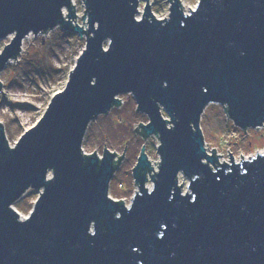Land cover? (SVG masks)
Wrapping results in <instances>:
<instances>
[{"label": "water", "instance_id": "obj_1", "mask_svg": "<svg viewBox=\"0 0 264 264\" xmlns=\"http://www.w3.org/2000/svg\"><path fill=\"white\" fill-rule=\"evenodd\" d=\"M168 1L167 17L145 0L139 19L140 0H83L84 26L71 0H0V38L14 33L0 74L29 33L86 37L63 90L13 146L0 121V264H264V152L222 162L200 125L211 102L245 131L264 124V0ZM126 92L149 118L136 132L160 141L157 170L142 146L129 205L109 194L124 151L82 147ZM29 188L40 192L22 217L12 204Z\"/></svg>", "mask_w": 264, "mask_h": 264}, {"label": "rangeland", "instance_id": "obj_2", "mask_svg": "<svg viewBox=\"0 0 264 264\" xmlns=\"http://www.w3.org/2000/svg\"><path fill=\"white\" fill-rule=\"evenodd\" d=\"M198 0H181L182 8L188 11L194 8ZM76 2V22L82 25L83 2ZM151 10L156 17L169 15L168 0H149ZM145 0H140L138 16L144 10ZM68 12V10H67ZM140 19V18H139ZM14 33L0 38V52L10 42ZM86 37L79 36L71 29L58 25L39 34L29 33L22 41L21 51L17 58L11 59L3 68L0 78L3 82L0 90V121L5 126L8 144L13 146L19 136L44 113L52 95L63 90L69 72L74 66L79 53L85 46ZM15 61V62H14ZM120 105L112 107L108 112L99 114L90 122L82 143L85 153L94 152L102 156L104 145L110 151H116L121 158L119 167L112 175L109 194L112 198H122L127 203L138 189L133 175V167L144 144L145 151L155 170L158 169L159 153L157 146L159 137L151 134L144 137L136 132L138 122L147 123L146 113L136 109L137 104L130 93L120 94ZM163 114L168 117L165 111ZM200 125L209 152L215 147L219 160L230 162L232 152L235 161L250 158L264 152V124L245 129L237 126L228 116L224 104L209 103L201 116ZM139 130H141L139 126ZM126 145V146H125ZM125 148V149H124ZM242 153V154H241ZM214 167V165H213ZM153 173V170H152ZM151 175L148 173L147 185L151 186ZM184 179V180H183ZM187 190L189 179L183 173L178 176V183ZM40 190L29 188L12 205L22 217L28 216Z\"/></svg>", "mask_w": 264, "mask_h": 264}, {"label": "built area", "instance_id": "obj_3", "mask_svg": "<svg viewBox=\"0 0 264 264\" xmlns=\"http://www.w3.org/2000/svg\"><path fill=\"white\" fill-rule=\"evenodd\" d=\"M82 2H83V0H82ZM71 3H72L73 5L75 4V13H76L77 7H76V2H75V0H71ZM83 6H84V2H83ZM67 10H68L67 8H64V16L67 15ZM84 10H85V6H84V9H83V13H84ZM188 11H189V10H188ZM76 14H77V13H76ZM137 17L140 18L138 15H137ZM66 18H67V16H66ZM76 18H77V15H76ZM84 21L86 22V25H85V22L83 23V25H84V26H87L88 18H87L86 15H85ZM72 22L75 24L74 19H72ZM78 24H79V23H78ZM137 190H138V189H137ZM137 190H136V191H137ZM136 191H135V192H136ZM135 192H134V193H135ZM133 195H134V194H133ZM132 197H133V196H132ZM132 197L130 198V200H129L128 203L123 199V200H124V203L127 204V205H129L130 202H131ZM121 199H122V198H121Z\"/></svg>", "mask_w": 264, "mask_h": 264}, {"label": "snow or ice", "instance_id": "obj_4", "mask_svg": "<svg viewBox=\"0 0 264 264\" xmlns=\"http://www.w3.org/2000/svg\"><path fill=\"white\" fill-rule=\"evenodd\" d=\"M105 51H107V49H106ZM192 199L194 200L195 198L193 197ZM161 236H162V234H161ZM132 251H133V252H136V251H138V248L133 247V248H132Z\"/></svg>", "mask_w": 264, "mask_h": 264}, {"label": "trees", "instance_id": "obj_5", "mask_svg": "<svg viewBox=\"0 0 264 264\" xmlns=\"http://www.w3.org/2000/svg\"><path fill=\"white\" fill-rule=\"evenodd\" d=\"M116 106H117V105H116ZM140 133L142 134L141 130H140ZM119 201H120V199H119Z\"/></svg>", "mask_w": 264, "mask_h": 264}]
</instances>
